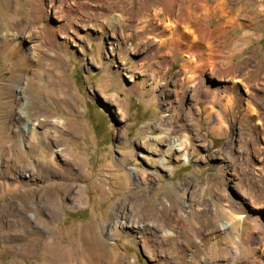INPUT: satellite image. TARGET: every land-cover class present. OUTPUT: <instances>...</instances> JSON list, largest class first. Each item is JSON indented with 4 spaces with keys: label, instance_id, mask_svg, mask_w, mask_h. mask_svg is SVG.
<instances>
[{
    "label": "rangeland",
    "instance_id": "obj_1",
    "mask_svg": "<svg viewBox=\"0 0 264 264\" xmlns=\"http://www.w3.org/2000/svg\"><path fill=\"white\" fill-rule=\"evenodd\" d=\"M30 1L0 0V29L7 27L15 32L18 26L26 25L25 9ZM156 1L162 0H62L63 8L71 9L70 25L74 29L68 32L71 40L67 50L55 49L54 33H44L45 45H39L38 58L26 67L27 73L39 71L42 79L48 80L49 75L50 85L63 79L54 94V104L46 100L45 93L25 91L27 98L32 96L41 103L33 109L36 115L47 113L62 121L61 128L50 133L56 139L50 147L56 151L54 160L44 143L31 151L18 143L14 137L16 123H9V130L3 133L0 128V151L13 145L15 151L9 149V156L8 151L0 152V215L16 219L12 228L0 225V264L12 258L16 264H121L124 260L159 264L154 260L155 251L137 237L111 230L131 215L137 222L154 220L153 216L140 218L135 210L130 213L125 199L151 200L156 214L160 204L172 203L168 217L181 228L182 239L193 235L200 238L198 264L209 262V253L204 250L208 247L204 243L208 229L236 214L232 205L241 201L243 194L257 199L254 211L245 207L247 221L264 220V159L259 165L253 159L255 148L263 146L255 131L259 125L242 116L245 105L223 87L242 73H249L256 80L249 86L254 95H248L236 83L238 92L250 100L260 116L264 115V0H224L233 9L241 8L240 17L232 21L238 28L231 37L247 36L236 39L237 44L247 46L229 59L232 57L236 66L243 58L248 60L230 74L231 62L218 60L223 76L212 74L208 68H182L181 53H165L166 49L154 52V47L169 37L164 25L172 19L159 13L152 20L158 30L141 33L137 28L141 13L136 9L146 4L143 12L151 18L158 10ZM202 1L214 4V0ZM43 4L47 9V0ZM48 10V15L42 12L44 20L54 28L60 22L54 16V0ZM218 20L222 24L221 18ZM216 21L207 22L212 27ZM194 23L193 17L181 22L187 26ZM203 44L209 50L208 43ZM112 46L115 51L111 53ZM228 53L232 52L223 51L225 56ZM107 57L114 63L110 70L105 67ZM224 64L229 65L226 68ZM115 67L119 68L117 72L113 71ZM15 70L11 60L0 58V85ZM126 70L141 72V78L135 79L136 89H131ZM219 90L221 93L213 98L212 91ZM228 95L232 104L227 103ZM8 98L6 91L0 92V110ZM10 107L14 114V105ZM154 135L181 138L188 157L177 162L163 156L161 144L155 149ZM52 162L58 168L55 173L49 169ZM69 168L72 173L63 179ZM62 181L69 183L66 192L57 186ZM261 223L256 225L254 239H245L242 255H248L253 247L264 252ZM228 235H221L222 245ZM18 240L26 242V254H14L12 245ZM63 244L66 249L60 255ZM244 260L239 255L232 261L220 258L218 263L252 264L250 259Z\"/></svg>",
    "mask_w": 264,
    "mask_h": 264
},
{
    "label": "bare ground",
    "instance_id": "obj_2",
    "mask_svg": "<svg viewBox=\"0 0 264 264\" xmlns=\"http://www.w3.org/2000/svg\"><path fill=\"white\" fill-rule=\"evenodd\" d=\"M43 1L44 0H31L30 1L29 3L30 5L27 6V9H25L28 13V18H27L28 21L26 25L18 26L15 32H10V28H7V27L0 29V58L11 60L12 64L16 67L14 75H12L6 83H2L0 85V92L6 91L10 96V98L5 100L4 103L2 102L3 106L0 110V128L2 129V133H3L5 129H8L9 123L11 124L16 123L18 127L15 129L14 137L15 139H17L18 143L20 142L21 145H25V147H27L29 151L36 149L37 146L42 143L47 145V147L49 148L52 147L51 146L52 140L54 141L56 139L53 137L51 138L50 133L51 132L53 133L54 130H59L61 128L62 121L54 118V116L47 114V113H44L41 116L36 115V113L33 112V109L35 106L40 105L41 103L40 101L36 100L32 96H29L27 98L25 96V91L34 90L37 93H45L46 100L54 104V94H56V90L59 89L63 85V79L59 78L55 86L54 84L50 85L49 83H51L52 80L50 79L49 75L47 76L48 80L42 79L41 78L42 75L40 74L39 71L34 70V71H31V73H27L28 70L26 71V67L28 66V64L30 65L29 61H32L38 58L39 48H40L39 45H41L44 37L46 38L47 36V35L45 36L44 33H48L49 34L48 36L54 33V36L52 37V39L54 40L55 49H59L60 47H62L64 48V50H67L69 46L68 45L69 40H71V37L69 36L68 32L69 31L72 32L74 30L70 25L71 19H72L71 9L69 7L63 8L61 4L62 0H58V4H55V0H54V16L60 22L56 23L54 25V28L48 25L47 22H45L46 20H44L45 14H43L42 12H45L46 15H48V13L50 12L48 8L51 7L52 0H47V9L43 8L44 6ZM113 1H116V0H113ZM157 2L158 1H156V3ZM157 4H158V10L154 11L153 16L151 18L148 17V14L143 12L146 8V4H141L136 9V11L138 10L141 13V16L139 19V21L141 22V25L137 27V28H141V30L139 31L141 33L144 31L148 33L149 30H151V32L158 30L156 27H154L156 23L152 24V20L157 19L156 16L159 13L164 14L166 16V19L167 18L170 19L169 17H171L172 19L171 21L167 20L164 25L165 27L168 28L167 29L169 31L168 33H170L169 37L168 38L165 37L166 38L165 41L161 42L160 44L158 43V45L154 47V52H162L161 49H166L165 53H169V54L170 53L171 54L181 53L182 54L181 56L182 68L189 70V71L195 68H197L195 70L208 68L210 69V72H212V74L215 73L218 76L220 75L223 76L222 75L223 72L222 70H220L222 66H220V64H217L218 61H209V59H212V58H209L208 61H206V59L202 57L201 49H200L201 47L199 43L200 42L199 36H200L201 30H199V27L196 26L197 24L190 25V26H187V24L186 25L181 24L182 21L185 22L187 19L189 20L190 17H192V15H193V19H196L197 16L195 14H196V11L198 10H202L204 12L209 10L210 12L211 6L208 5V2L202 1V0H162L161 2ZM216 4H217L216 7H219L221 6L222 1H217ZM115 15L116 14H113L111 18H113ZM42 44L45 45V43H42ZM110 44H112V42H110ZM109 49H111V53L115 51V48L113 46L110 47ZM215 51H217V49ZM201 61L208 62V63L203 65ZM198 63H200L201 67L198 65ZM228 65L229 64L225 65L226 68ZM240 65L238 67H241ZM113 66H114V63L112 59L110 57H107V60L105 61L106 69L110 70L111 67ZM238 67L235 65L228 66V73L229 72L235 73L236 68L238 70ZM118 70L119 68L115 67L113 71L117 72ZM124 74L126 75L128 80L132 82L133 84L131 86V89L132 90L136 89V87L138 86V83H136L135 79L137 77L141 78L142 76L141 72L137 70L136 73H134L131 70H126ZM58 77H60V75ZM231 79H233V77H231ZM234 79L235 80L232 81L231 85H227L223 87H224V90L229 89L230 91L234 92L235 93L234 99L237 102L239 101V103H243L245 105V111L242 112V116L247 118L249 121H253L254 124L259 125L258 127H255V131L259 135L260 139L262 140L263 146L258 149L255 148V151H253V159L255 160L256 164L259 165L261 162H263V159H264V151H261V149H264V115L260 116V112L250 106V103H249L250 100L248 98H244L242 93L240 94L238 92L240 91V86L236 84V83H240L241 86L243 87V90L248 95L253 96L254 94L252 93V91L249 90V86L251 85V82L255 83L256 80L253 79V77L249 73H242L241 76H237ZM139 89H143V92H148V91H144L145 89L143 87H140ZM13 91L16 93L12 95ZM220 93H221L220 90L217 92L212 91V97L215 98ZM227 98H228L227 99L228 101L226 100L227 103L229 102L232 104L231 97L229 98V95H228ZM12 104L14 105V108H15L14 114L11 113L12 107L10 106H12ZM11 136L13 135L11 134ZM152 138L155 139V144H154L155 149L157 147L158 149H160V146L158 145L161 144L162 147L160 151H161V154H163V156H171L177 162L178 161L183 162L184 159H186V156L188 157V151L185 148L183 144V140L181 138L168 137L167 135L166 136L165 135H154L152 136ZM12 148H8V150L4 149L5 151H8L7 152L8 156L11 152V150L9 149H12ZM49 150H50V154H49L50 159L51 161H53L54 153H56V151H54V149L52 148H50ZM13 151H12V154H13ZM0 152L3 153L2 151ZM49 169L51 170V172H54V173L58 171V168L53 164V162ZM71 173H72L71 169L69 168L68 171L62 175V178L65 179L69 177ZM67 185H69V183L62 181L57 186L62 191L66 192V190H68ZM243 195H242L243 198L241 197V201L235 202V203L232 202L233 203L232 206H234L237 211L236 214H233V216L231 217H227V219L223 223L222 222L220 224L218 223L215 226L210 227L208 229L207 235H205L206 237L204 238V243L208 244V247L205 249L202 248L205 250L206 253H209L208 255L210 256V258H209L208 264H211V262L214 260H216L214 264H217L220 258L221 259L228 258L230 261H232L235 257L239 255H241V258L243 260L246 259L244 260L246 262L247 260L249 261L250 259V262H252V264H264V252L256 251L257 247H253V249H251V252H249L248 255L246 256L242 255L243 250L246 247L245 242H244L246 241L245 239H247L248 237H250L251 239H254L252 237L254 235L253 233L256 228V225L259 226L261 222H262L261 224H264L263 222L264 220H259L258 218L252 219L254 223H251L250 220L247 221V217H246L247 215L245 214L246 212L245 207L246 206L249 208L251 207L252 210L256 209L257 201L255 200L257 199L253 198L252 194L251 195L243 194ZM125 200L126 202L129 203L130 213L134 212L135 210L139 213L138 216L140 218H144L146 216H153L154 220L149 221V222L148 221L144 222V220L143 222H137V218H132L131 217L132 215H131L130 218L128 219L124 218L122 221L118 222L117 226L111 227V230L114 233L125 236V237H131V238L132 237L134 238V236L137 237L138 240H140L144 244V246H147L151 250L155 251L154 260L156 263H159V264H198L196 261V254L198 253V249L201 248L199 247L200 246L199 243L201 242L199 241L200 238H198L196 235H193L190 238H187L188 240L182 239L181 228L176 222L172 221L168 217V212L171 210L172 203L169 202L167 204L165 203L160 204V206L157 209L158 214H160L158 215L155 213L156 208H155L154 203H152L153 201L151 200L144 201L141 198L133 202H130V199H125ZM123 202L125 201H122L120 203H123ZM47 206L49 207V205ZM164 220H166L168 227H165L166 223L164 222ZM258 222L259 224H257ZM15 224H16V219H14V217H7L4 214L0 215V225L12 228V226ZM36 230L37 229L35 228L34 231ZM228 233L229 235L227 236V241L224 242V244L222 245L221 238L223 237H221V235L225 236ZM20 235H23V234L20 233ZM61 247H65V248H60L59 250L60 251L59 253H61L60 255H63V251H65L66 249V244H63V246ZM12 248H13V252L15 255L16 253L22 255L25 253L27 249V245H26V242L18 240L17 243L12 245ZM116 257L118 256L116 255ZM15 262L16 260L12 258L11 260L8 261L7 264H16ZM121 264H131V263L130 261L124 260Z\"/></svg>",
    "mask_w": 264,
    "mask_h": 264
},
{
    "label": "crops",
    "instance_id": "obj_3",
    "mask_svg": "<svg viewBox=\"0 0 264 264\" xmlns=\"http://www.w3.org/2000/svg\"><path fill=\"white\" fill-rule=\"evenodd\" d=\"M217 1H222L221 6L216 7ZM210 6H211L210 7L211 9L213 8L212 10L210 9V12H209V10H207L205 12L202 10H198V11H196V14H195L197 17L195 19L194 24H197L196 26H198L199 30H201L200 36H199L200 42L199 41L198 42L200 43V47H201L200 49H201L202 57L206 60H208L209 58H212V59H209L210 61H218V60L229 61V62H231L229 66H232V65L234 66L235 64H233V62H232V57L229 59V55H232L234 52L239 53L240 50L244 49L245 46H247V43H245V44H237L236 43V39L242 40V39L247 37L246 34L243 33V34L239 35L238 37H236L235 39L233 37H231L232 31L234 29L238 28V24L237 25L233 24L232 21H235L236 18L240 17V9L241 8L233 9L232 7H229L226 4V2H224V0H214V4H211ZM222 13H225V15L221 16ZM200 14L205 16V18L199 16ZM208 15H210V16L208 17V19H206V16H208ZM192 17H193V15H192ZM218 18H221L222 24H219L220 21L218 20ZM198 19H200V20H198ZM213 19H216L217 21L215 22L216 25L211 27L208 22L213 20ZM229 23H231L235 26H232L231 24L229 25ZM200 27H201V29H200ZM211 30H212V32H211ZM214 30H216V31H214ZM208 33H210V34H208ZM218 33H219V35H218ZM213 36H214V38H213ZM213 40H215V41H213ZM204 42H206V44L208 43L209 50H206V47L203 44ZM216 49H217V51H215ZM218 51H219V53H218ZM223 51L224 52L231 51L232 53H228L225 56L223 54ZM213 56H215V57H213ZM246 60H248V57L243 58L241 60V62L244 64V62H246ZM240 64H238L237 66H239Z\"/></svg>",
    "mask_w": 264,
    "mask_h": 264
}]
</instances>
